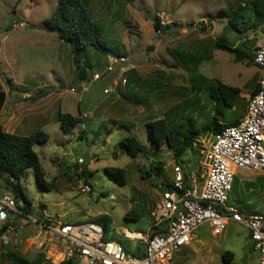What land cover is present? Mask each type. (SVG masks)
I'll list each match as a JSON object with an SVG mask.
<instances>
[{
	"label": "rangeland",
	"instance_id": "rangeland-1",
	"mask_svg": "<svg viewBox=\"0 0 264 264\" xmlns=\"http://www.w3.org/2000/svg\"><path fill=\"white\" fill-rule=\"evenodd\" d=\"M57 1L0 0V86L6 92L0 127L21 135L37 130L48 134L45 143L34 146L48 190L37 185L32 169L19 179L30 212L69 223L106 214L111 218L108 236L124 229L145 233L154 222L157 186L170 182L172 165L178 163L165 143L157 146L147 140L145 123L164 118L168 124H177L181 118L198 128L214 117L221 125L243 117L251 90L263 77L250 56L264 45V21L243 32L230 27L221 11L233 10L244 0H81L91 19L102 27L104 40L126 60L106 71L103 56L93 50L80 51L79 57L87 56L91 62L89 76L100 75L81 92L70 46L44 24ZM154 15L165 22L159 31L152 24ZM217 41L249 57L237 61L234 54L216 49ZM188 54L201 57L198 66L183 60ZM199 74L237 87L233 106L221 104L216 92L209 98L207 89L199 87ZM176 105L177 116H173ZM58 111L78 115L80 123L63 133L56 121ZM130 135L143 145V154L134 159L118 147ZM211 135L197 138H203V143ZM79 158L85 159L81 165ZM186 158L194 161L196 156L188 150L181 159ZM154 166L160 168L159 177ZM80 168L86 170L90 192L78 189L83 182L79 179L84 180L77 175ZM113 169L122 171L124 185L115 180ZM235 173L228 204L245 214L263 213L264 173L241 167ZM0 192L13 196L1 179ZM193 235L175 253L176 264L258 262L243 225L230 222L218 236L202 225ZM9 236V244L0 242V264H12L5 256L9 250L33 260L44 233L40 226L28 223ZM119 239L130 250H143L138 239ZM224 253H230L228 263L221 259ZM36 264H51V260L43 256Z\"/></svg>",
	"mask_w": 264,
	"mask_h": 264
},
{
	"label": "built area",
	"instance_id": "built-area-1",
	"mask_svg": "<svg viewBox=\"0 0 264 264\" xmlns=\"http://www.w3.org/2000/svg\"><path fill=\"white\" fill-rule=\"evenodd\" d=\"M125 61L124 56H109L106 71ZM253 63L263 71L259 90L250 94L245 113L236 124L223 125L203 143V138L196 139L202 148L195 166L187 158L185 163L172 165L170 182L160 184L167 190L158 192L154 222L140 238H134L141 241L142 251L126 250L118 238L107 236L97 223L54 221L25 212L21 209L23 202L8 192L0 194V230L4 227L0 242L9 244L10 234L16 235L31 223L44 233L40 252L51 264H176L175 253L191 242L197 228L208 225L211 233L218 236L234 222L248 229L251 248L258 255L257 264H264V212L245 214L228 204L236 168L264 173V45L255 49ZM99 78V74L92 73L88 79L80 80L81 92L87 90V83ZM122 82L125 84L126 79ZM84 160L79 158L78 164ZM81 172L80 168L78 174ZM80 181L79 191L90 192V185Z\"/></svg>",
	"mask_w": 264,
	"mask_h": 264
},
{
	"label": "trees",
	"instance_id": "trees-1",
	"mask_svg": "<svg viewBox=\"0 0 264 264\" xmlns=\"http://www.w3.org/2000/svg\"><path fill=\"white\" fill-rule=\"evenodd\" d=\"M220 14L227 18L230 27L234 31L243 32L248 28L257 27L263 23L264 0H244L233 10H222ZM44 24L49 30L55 31L60 40L70 46L71 52L73 53L74 70L80 80L88 79L89 73L87 69L91 68V62L87 56L84 59L79 57L80 51L93 50L95 53L104 57L105 66L107 65L109 56H122L120 51L113 49L104 40L102 27L91 19L87 6L81 0H58L52 13L44 21ZM152 24L156 31L160 30V19L155 15L152 17ZM214 47L234 54L237 61L242 60L244 57H249L247 53H244L237 47H230L219 41L215 43ZM182 58L185 62L191 63L193 66H198V63L201 61V57L194 58L190 54L185 57L182 56ZM250 59L253 61V55L250 56ZM130 77H132L133 82L136 81L134 76L131 75ZM198 83L200 88L205 87L207 89L209 98H213L212 94L216 92L220 103L229 108L233 106L239 93L237 87L224 84L217 79L211 81L201 74L198 76ZM258 90L259 82L254 85L251 94L256 93ZM38 96L40 97L41 95ZM5 100L6 92L0 86V111L4 106ZM175 107L177 110L172 114L173 116H177L179 105ZM77 109L81 113L80 108L78 107ZM238 120H230L221 125L218 119L214 117L208 124L194 128L191 125H186L181 118L177 124H168L164 118H160L145 123L146 137L148 141L153 142L157 146L165 143L172 151L178 163L186 162V160L181 158L188 150L193 152L196 158H194V161L188 158V161H193V166H195L201 154V147H196L197 142L195 139H197V136L200 134L216 133L223 125L236 124ZM56 121L58 122L59 129L63 133H69L80 123V117L58 111ZM47 139L48 134L43 130H37L28 135H21L4 131L0 127V179L4 181L6 188L11 190L15 200L23 202L21 209L25 212H30L31 204L24 194L19 179L27 169L33 170L37 185L48 190V185L44 184L43 167L37 153L34 151L36 144H43ZM118 147L122 153H125L132 159L143 154V145L140 144L134 135L122 138L118 143ZM152 170L156 171L155 173L158 177L160 176V168L158 166H154ZM114 171L115 180L119 184L124 185V179L121 175L122 171L120 169H115ZM77 175L88 183L84 168ZM48 184L50 185V183ZM41 215L43 216V214ZM125 219L129 218L126 216ZM132 220H136V218ZM88 221L101 225L106 235L110 230L111 218L106 214L97 215L88 219ZM3 229L4 227L0 232ZM120 242L122 241L120 240ZM124 248L128 250L125 245ZM228 255L230 253L222 254L221 259L224 263H228ZM5 256L12 264H36L42 261L44 255L38 252L33 260H29L20 252L9 250L5 253ZM62 264H74V262L66 261Z\"/></svg>",
	"mask_w": 264,
	"mask_h": 264
},
{
	"label": "bare ground",
	"instance_id": "bare-ground-1",
	"mask_svg": "<svg viewBox=\"0 0 264 264\" xmlns=\"http://www.w3.org/2000/svg\"><path fill=\"white\" fill-rule=\"evenodd\" d=\"M115 234L118 235L119 237L122 236L125 240L131 241L135 237L140 238L142 236V232H133L127 229H124L122 231H115Z\"/></svg>",
	"mask_w": 264,
	"mask_h": 264
},
{
	"label": "crops",
	"instance_id": "crops-1",
	"mask_svg": "<svg viewBox=\"0 0 264 264\" xmlns=\"http://www.w3.org/2000/svg\"><path fill=\"white\" fill-rule=\"evenodd\" d=\"M22 122V118H21V121H20V123ZM21 126V125H20ZM18 128H20V127H18V126H16V129L18 130ZM7 132H10L9 130H7ZM10 133H15L14 131H11ZM248 170V169H247ZM235 175H236V173H235ZM170 179H171V177H170ZM234 179H235V177H234ZM234 182V181H233ZM159 186V185H158ZM2 192H0V194H1ZM158 195V194H157ZM158 197H159V195H158ZM150 227V226H149ZM148 227V228H149ZM246 228V227H245ZM198 229V228H197ZM249 232V231H248ZM213 235V234H212ZM223 235V234H222ZM108 236V235H107ZM109 237H112V238H120L118 235H116L115 234V232H114V234L113 235H111V236H109ZM194 239V235H193V237H192V240ZM191 240V241H192ZM176 257H175V255H174V260H175V262H176V259H175Z\"/></svg>",
	"mask_w": 264,
	"mask_h": 264
},
{
	"label": "water",
	"instance_id": "water-1",
	"mask_svg": "<svg viewBox=\"0 0 264 264\" xmlns=\"http://www.w3.org/2000/svg\"><path fill=\"white\" fill-rule=\"evenodd\" d=\"M166 190H167V188L164 187V186H161V185L157 186V191L160 192V193H163V192L166 191ZM37 215H38L39 217L42 216L40 213L37 214Z\"/></svg>",
	"mask_w": 264,
	"mask_h": 264
}]
</instances>
